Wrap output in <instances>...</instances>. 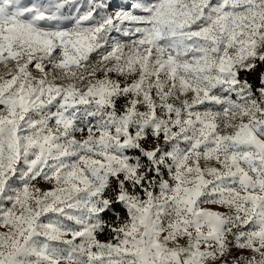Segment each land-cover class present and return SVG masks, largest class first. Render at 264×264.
Listing matches in <instances>:
<instances>
[{
    "label": "snow or ice",
    "instance_id": "1",
    "mask_svg": "<svg viewBox=\"0 0 264 264\" xmlns=\"http://www.w3.org/2000/svg\"><path fill=\"white\" fill-rule=\"evenodd\" d=\"M0 264H264V0H0Z\"/></svg>",
    "mask_w": 264,
    "mask_h": 264
},
{
    "label": "rangeland",
    "instance_id": "2",
    "mask_svg": "<svg viewBox=\"0 0 264 264\" xmlns=\"http://www.w3.org/2000/svg\"><path fill=\"white\" fill-rule=\"evenodd\" d=\"M109 2H113V0H109ZM126 2H127V0H115V3H117V4H123V3H126ZM38 186L43 187V188H50L51 187L50 185H45L42 182ZM105 219L108 220L107 216L105 217ZM109 221H111V220L109 219ZM101 237H106V240L109 238L107 233L102 234Z\"/></svg>",
    "mask_w": 264,
    "mask_h": 264
},
{
    "label": "trees",
    "instance_id": "3",
    "mask_svg": "<svg viewBox=\"0 0 264 264\" xmlns=\"http://www.w3.org/2000/svg\"><path fill=\"white\" fill-rule=\"evenodd\" d=\"M248 79H249L250 82H252V83H254V84L256 83L254 77L249 76ZM115 211H121V209L117 208ZM107 218H108V220H109V219H110V220L115 219V217L113 216L112 213H109V214L107 215ZM101 235H102V234H101ZM101 235H100V238H101L102 240H106V237H101Z\"/></svg>",
    "mask_w": 264,
    "mask_h": 264
}]
</instances>
